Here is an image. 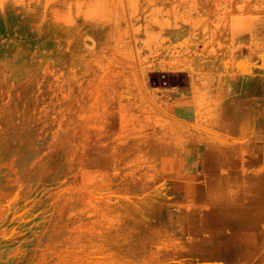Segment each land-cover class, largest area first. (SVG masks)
Here are the masks:
<instances>
[{"label":"rangeland","instance_id":"374dc122","mask_svg":"<svg viewBox=\"0 0 264 264\" xmlns=\"http://www.w3.org/2000/svg\"><path fill=\"white\" fill-rule=\"evenodd\" d=\"M0 264H264V0H0Z\"/></svg>","mask_w":264,"mask_h":264},{"label":"crops","instance_id":"0c3cea01","mask_svg":"<svg viewBox=\"0 0 264 264\" xmlns=\"http://www.w3.org/2000/svg\"><path fill=\"white\" fill-rule=\"evenodd\" d=\"M256 30H259L256 28ZM256 40H260L262 38L261 33H256ZM245 40L248 41V35H246ZM260 77L258 74H255V76L252 75H248V72H246V76L241 78L240 81V86L241 88H245V93L243 91V93L245 94V102L243 103V108L246 109L247 111L249 110H259L261 108V104L259 103L258 97L256 98V100H253L252 98V88L255 87V93H257L258 88L260 86H263V82L262 80H259ZM247 89V90H246Z\"/></svg>","mask_w":264,"mask_h":264}]
</instances>
